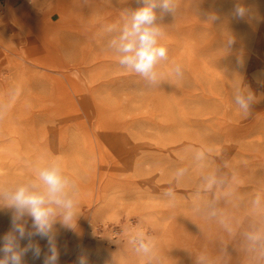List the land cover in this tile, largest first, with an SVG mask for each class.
Listing matches in <instances>:
<instances>
[{"label": "rangeland", "instance_id": "1", "mask_svg": "<svg viewBox=\"0 0 264 264\" xmlns=\"http://www.w3.org/2000/svg\"><path fill=\"white\" fill-rule=\"evenodd\" d=\"M163 3L0 0L4 264H264V0ZM150 4L155 79L112 43ZM53 161L41 234L14 197Z\"/></svg>", "mask_w": 264, "mask_h": 264}, {"label": "clouds", "instance_id": "2", "mask_svg": "<svg viewBox=\"0 0 264 264\" xmlns=\"http://www.w3.org/2000/svg\"><path fill=\"white\" fill-rule=\"evenodd\" d=\"M155 4H150L137 11L132 19L130 26H125L123 34L119 41H113L118 53V61L121 65L148 79H155L153 66L158 58L164 57L166 51L163 47H157V37L160 35V29L155 26L156 15L154 13ZM164 9L168 8V0H164L162 5ZM242 11V10H241ZM248 99L251 100V94ZM237 103L247 110L248 104L242 97H237ZM38 179L45 185V194L29 193L25 188H21L15 195L14 200L18 207L27 208L34 220V225L41 234L48 228L50 217L54 213L51 204L62 205L71 209L72 202L64 201L60 198L65 188L66 181L60 175V167L56 161L51 164L40 167L37 172ZM72 216L68 212L64 219L68 221ZM19 231L23 233V229ZM141 248L147 252L146 245L141 244ZM52 261H55V249H52ZM16 257H13L15 260ZM0 264H4L0 261ZM83 264V262H81Z\"/></svg>", "mask_w": 264, "mask_h": 264}, {"label": "bare ground", "instance_id": "3", "mask_svg": "<svg viewBox=\"0 0 264 264\" xmlns=\"http://www.w3.org/2000/svg\"><path fill=\"white\" fill-rule=\"evenodd\" d=\"M168 71H170V68H168ZM5 90H6V86L3 85L2 83H0V97L1 95H4L5 94ZM10 149V148H9ZM6 158V157H5ZM8 159V158H7ZM161 228H164V227H161Z\"/></svg>", "mask_w": 264, "mask_h": 264}]
</instances>
